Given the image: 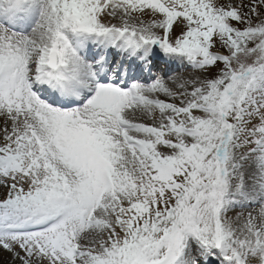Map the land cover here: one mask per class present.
I'll list each match as a JSON object with an SVG mask.
<instances>
[{"label": "snow or ice", "instance_id": "1", "mask_svg": "<svg viewBox=\"0 0 264 264\" xmlns=\"http://www.w3.org/2000/svg\"><path fill=\"white\" fill-rule=\"evenodd\" d=\"M0 264H264V0H0Z\"/></svg>", "mask_w": 264, "mask_h": 264}]
</instances>
